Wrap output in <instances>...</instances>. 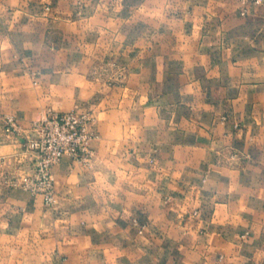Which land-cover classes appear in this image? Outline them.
I'll use <instances>...</instances> for the list:
<instances>
[{"label":"crops","instance_id":"obj_1","mask_svg":"<svg viewBox=\"0 0 264 264\" xmlns=\"http://www.w3.org/2000/svg\"><path fill=\"white\" fill-rule=\"evenodd\" d=\"M0 0V158L13 116L92 112L58 201L0 185V264H264V0Z\"/></svg>","mask_w":264,"mask_h":264},{"label":"built area","instance_id":"obj_2","mask_svg":"<svg viewBox=\"0 0 264 264\" xmlns=\"http://www.w3.org/2000/svg\"><path fill=\"white\" fill-rule=\"evenodd\" d=\"M262 1L255 0L254 3L261 4ZM249 2L242 0L244 15L248 12ZM94 121L92 112H57L48 108L41 120L26 132L13 116H6L4 130L8 135L25 134L20 138L31 155V171L23 175L6 172L3 170L4 161L0 158V185L40 194L46 205L53 206L58 201L53 168L66 156L80 164H88L94 156L91 143L98 138L91 128Z\"/></svg>","mask_w":264,"mask_h":264}]
</instances>
